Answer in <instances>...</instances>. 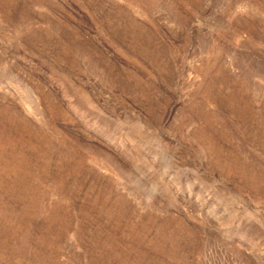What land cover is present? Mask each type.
Wrapping results in <instances>:
<instances>
[{"label":"rangeland","instance_id":"374dc122","mask_svg":"<svg viewBox=\"0 0 264 264\" xmlns=\"http://www.w3.org/2000/svg\"><path fill=\"white\" fill-rule=\"evenodd\" d=\"M0 264H264V0H0Z\"/></svg>","mask_w":264,"mask_h":264}]
</instances>
